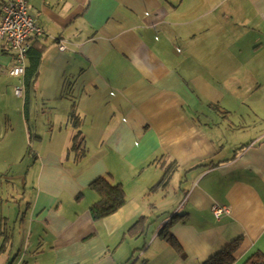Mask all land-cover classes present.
<instances>
[{
    "label": "crops",
    "instance_id": "1",
    "mask_svg": "<svg viewBox=\"0 0 264 264\" xmlns=\"http://www.w3.org/2000/svg\"><path fill=\"white\" fill-rule=\"evenodd\" d=\"M28 10L45 36L29 41L40 63L23 83L0 39V167L33 157L34 195L18 242L0 225V264H204L240 238L236 264L264 252V0H29ZM100 178L122 184L126 203L94 219Z\"/></svg>",
    "mask_w": 264,
    "mask_h": 264
},
{
    "label": "rangeland",
    "instance_id": "2",
    "mask_svg": "<svg viewBox=\"0 0 264 264\" xmlns=\"http://www.w3.org/2000/svg\"><path fill=\"white\" fill-rule=\"evenodd\" d=\"M250 119L253 121L256 118L254 116L250 117ZM255 134L256 130L254 129H250L246 133L241 132L240 134H238L239 140L241 139V144H244V142L247 143L248 140L255 136ZM231 142L232 144L235 142L234 138H232ZM23 162L24 167L14 168L8 173L5 172V169L3 167H0V225H2V229L8 230L11 234L13 233V236L15 237V239H17L16 242L19 241L20 232L24 228L21 222L16 220L17 216L21 214L25 203L33 199L34 195V180L32 178L33 173H30L28 171V165H31V163L33 162V157L28 155L26 159H23ZM1 172L4 173L1 174ZM177 174L178 173H173L174 179L172 180L171 186L167 189L169 195L172 196L175 193L174 189L180 185V182L178 181V178H180V176H178ZM182 185H185V182H183ZM177 194L178 196H181L179 190ZM153 200H161V196L159 195V193L153 195ZM3 218L7 220H2ZM153 226L152 230H156L155 226ZM11 250L12 253L14 252L15 254V252L18 251L17 245L14 244Z\"/></svg>",
    "mask_w": 264,
    "mask_h": 264
},
{
    "label": "trees",
    "instance_id": "3",
    "mask_svg": "<svg viewBox=\"0 0 264 264\" xmlns=\"http://www.w3.org/2000/svg\"><path fill=\"white\" fill-rule=\"evenodd\" d=\"M32 51H33V46L30 45V49L27 55L29 61V66L26 69L27 74H35L37 72V68L40 63V56H39L40 54L33 53ZM172 172L173 170L168 168L161 182L155 188H153L152 191L156 190L159 187L167 186L170 177L172 175ZM92 187L96 191L99 197L98 201H96L91 208V212L94 219H103L107 216H110L111 214L117 212L126 203L125 190L122 184H114L108 178H100L94 182ZM175 217H173L174 220H176ZM144 225H145V218L139 221L133 229L135 231H142ZM166 229L167 227H165L162 230L161 236H164L165 239H168ZM7 238L8 237H6V239ZM242 242H243L242 238L234 241L223 251H221L214 257L207 260L204 264H236V253L240 249ZM3 250H4V246L2 245L0 246V252H2ZM241 264H264V252L256 251L252 253Z\"/></svg>",
    "mask_w": 264,
    "mask_h": 264
},
{
    "label": "built area",
    "instance_id": "4",
    "mask_svg": "<svg viewBox=\"0 0 264 264\" xmlns=\"http://www.w3.org/2000/svg\"><path fill=\"white\" fill-rule=\"evenodd\" d=\"M47 3V0H41ZM29 0H6L3 4L1 12L2 19L0 23V39L7 41L10 49L14 53L15 65L8 70V74L12 77L19 78L20 82H24L26 73V61L28 51L30 49V39H43L44 31L36 24L34 18L28 10ZM2 67L0 66V73ZM16 95H22V88L16 90ZM214 214L220 217L226 209L221 206L214 205L212 207Z\"/></svg>",
    "mask_w": 264,
    "mask_h": 264
}]
</instances>
